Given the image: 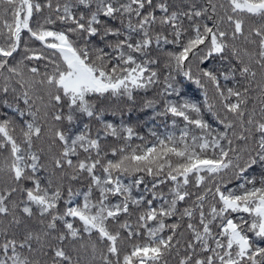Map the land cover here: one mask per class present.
Returning a JSON list of instances; mask_svg holds the SVG:
<instances>
[{
  "label": "snow or ice",
  "instance_id": "6c2138e0",
  "mask_svg": "<svg viewBox=\"0 0 264 264\" xmlns=\"http://www.w3.org/2000/svg\"><path fill=\"white\" fill-rule=\"evenodd\" d=\"M0 108V264H264V0H0Z\"/></svg>",
  "mask_w": 264,
  "mask_h": 264
},
{
  "label": "trees",
  "instance_id": "16d2710c",
  "mask_svg": "<svg viewBox=\"0 0 264 264\" xmlns=\"http://www.w3.org/2000/svg\"><path fill=\"white\" fill-rule=\"evenodd\" d=\"M180 2V0H177ZM99 38H97V42ZM102 46V45H101ZM210 62H206L205 66L208 65ZM183 81V91L192 99L195 100H202L203 97L200 95V90L198 87L191 83L190 81L184 80L180 77ZM152 95L151 92L148 93L147 97L143 91L140 95L137 96V103L134 106H131L125 102V100H116L113 98L111 101H105L106 104H111L113 108L117 110V114L112 116L111 114H106L107 118L112 120L116 124H120L123 121L125 124L132 126L138 135L144 136L146 139H151L149 136V130H155L157 132H164V123L168 122L165 120L164 117H155L154 114L150 109H146L142 106L141 100L143 98H150ZM5 111V109L0 108V112ZM10 112V110H8ZM131 143L133 144H140L142 141L133 137ZM43 175V173H41ZM80 187L79 184H74L73 188Z\"/></svg>",
  "mask_w": 264,
  "mask_h": 264
}]
</instances>
